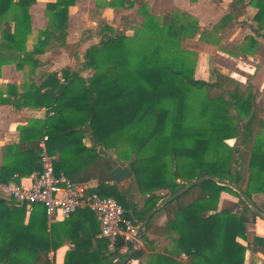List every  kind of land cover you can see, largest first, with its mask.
Returning a JSON list of instances; mask_svg holds the SVG:
<instances>
[{
  "label": "trees",
  "instance_id": "obj_1",
  "mask_svg": "<svg viewBox=\"0 0 264 264\" xmlns=\"http://www.w3.org/2000/svg\"><path fill=\"white\" fill-rule=\"evenodd\" d=\"M74 1L47 3V26L38 32L33 48L25 50L31 32L29 6L35 0H0V49H7L0 51V66L13 62L21 69L27 63L34 73L41 64L34 55L44 52L51 39L64 44L68 7ZM108 4L129 8L133 1ZM235 4H242L240 13L245 6L252 7L250 19L264 26V0ZM138 13L142 21L131 35L125 26L99 20L94 30L99 41L81 52L75 69H62L63 82L56 72H43L31 74L21 94L9 86V97L2 103L16 109L43 107L46 112L44 118L18 126L19 142L3 147L0 181L14 173L22 177L40 170L37 138L45 134L55 171L77 183L95 179L96 185L87 192L114 197L124 216L138 224L160 200L208 176L148 217L139 236L144 249L138 248L125 264L145 254L144 264H184L176 260L182 254L188 257L185 264H254L244 261L247 247L237 239L246 238V223L256 214L237 191L215 179L234 184L249 199L264 192V117L257 114L262 100H256L249 81L242 85L218 71L212 80L194 77L195 61L183 44L199 30L195 18L184 13L156 15L145 3ZM91 35L84 31L79 45ZM244 40L238 50L245 55L261 45L251 35ZM231 139L232 144L226 142ZM111 149L116 159L106 153ZM118 161L131 170L122 185L112 183L108 174ZM222 192L237 198L239 213L219 207ZM252 204L264 215V207ZM26 210L0 196L2 264H53L49 252L65 242L71 247L63 264H117L133 248L123 244L126 249L120 253V239L111 248L107 240L95 237L99 223L87 207L48 228L40 204H34L28 215ZM161 213L167 221L159 228L154 219ZM73 219L94 223L69 226ZM58 223L63 230L55 229ZM154 229L170 239V248L163 253L151 246L148 235ZM254 244L263 250L264 239L254 237Z\"/></svg>",
  "mask_w": 264,
  "mask_h": 264
},
{
  "label": "crops",
  "instance_id": "obj_2",
  "mask_svg": "<svg viewBox=\"0 0 264 264\" xmlns=\"http://www.w3.org/2000/svg\"><path fill=\"white\" fill-rule=\"evenodd\" d=\"M54 1L55 0H35V2L31 4V6H29L31 32L27 35L25 42V50H31L33 46L37 43L39 36L38 32L44 29L48 23V19L45 14L46 4L52 3ZM110 1L111 0H75L74 4L68 7V20H67V29H66L67 34L65 37L64 44L59 45L55 40L51 39L48 45L45 47L44 52L34 55V57L41 62V64L34 69V73L32 71L30 64L27 63L24 64L23 68L21 69H17L13 62H8L0 66V165L2 163L3 147L9 144H15L19 142L20 136H19L18 126L25 125L31 120L42 119L45 117V112H46V109L43 107L35 108L31 106H22L20 109H16L10 103H6V102L2 103L1 102L2 99L9 97V92H11V88L9 86H14L16 88L15 92L17 94H21L24 91V86L29 82V76L31 74L38 76L43 72L45 73L56 72L57 79H59V75H61V71L63 68L69 67L75 69L77 67L78 59L81 58V52L84 51V49L88 45L99 41V38L94 34V30L97 26V22L99 20H105L111 26L117 27L122 25V27L125 26V29H128V27H130V19L129 17L128 19H126L125 16L123 19L122 18L123 14H127L129 11L133 10V7H136L135 10L137 11L140 6L139 5L140 2L147 4V6L149 7L152 6L153 2L161 3V4L172 2L178 7L185 9L184 6L180 5L178 0H132L133 6L129 8L112 7L108 4V2ZM187 1L195 2L191 0H187ZM211 1L218 5L221 4V0H219L218 2H214L213 0ZM235 2L236 0H232V3L226 8L230 9V11L233 12L232 10L233 8L231 9L230 7L239 6L240 8L242 6V4L237 5L235 4ZM183 3L185 4V2ZM249 8L250 6H245V10ZM237 13L238 15L236 16H240L239 18H241V15L243 13L240 12ZM117 14H122V15L119 17L118 23L115 24V19ZM87 30L92 31V35L90 37H87L79 45L81 35L83 34L84 31ZM125 33L127 34V32ZM0 41H1V32H0ZM0 51L5 53L7 52V49L3 48L0 49ZM196 78L205 79L204 77H198V76ZM12 92L14 93L13 90ZM11 98L14 99L13 96H11ZM260 98L263 103V109L258 110L257 114L261 117H264V115L261 114V112L264 111V98L263 97ZM42 136L37 138V143ZM84 143L87 146L90 145L87 139L84 140ZM119 163L120 162L118 161L117 164ZM32 173L22 177H19L14 173L7 181H9L13 175H16L17 176L15 179L16 181L28 185L30 182L29 177ZM126 180L127 179H125L124 181H122L120 184L117 185H122ZM85 183H87V185H89L90 187H94L96 185V180L91 179ZM223 193L229 194L227 192H222L220 194V199L218 202L219 207L228 208L232 212L239 213L241 209V205L237 202L238 201L237 198L229 194L232 198L235 199V201H232L231 199H226ZM250 200L251 202H254L257 205L264 207V192L253 193ZM26 213L28 215L29 211L26 210ZM261 215L262 216L256 215L254 218H249L248 222L246 223V238L237 239L241 243L245 244L247 247L244 254V261L246 263L264 264V247L263 250H260L259 245L257 244L253 245L254 237L264 239V217H263L264 215L263 213H261ZM63 220L48 221L46 218L47 228L51 224L56 222H61ZM166 221H167V215L165 213H161L154 219V225L160 228L165 224ZM91 222L94 223V221H91L90 219L88 220L73 219L72 223H70L69 226H71L73 223H75L76 226L82 223H85L86 225H90ZM59 224L61 223L55 225V229L58 228V231L63 230L61 227H59ZM154 230L155 231H151V233H149L148 235L149 239L152 241L151 246L154 247L157 252L163 253V251L166 248L168 249L170 248V239L169 237L167 238L163 232L159 231V229H154ZM95 237L99 238L98 233L95 235ZM70 247L71 244L65 242L61 246H59L55 251L49 252L48 257L51 259L53 264H63L64 255ZM138 248L144 249L143 244L141 242ZM125 249L126 246L123 245L119 249V252L123 253ZM145 252L151 253L150 250H145ZM146 258H147L146 254L142 255L137 259H132L130 261V264H144ZM176 260L185 264L188 260V257L182 254L176 257Z\"/></svg>",
  "mask_w": 264,
  "mask_h": 264
},
{
  "label": "rangeland",
  "instance_id": "obj_3",
  "mask_svg": "<svg viewBox=\"0 0 264 264\" xmlns=\"http://www.w3.org/2000/svg\"><path fill=\"white\" fill-rule=\"evenodd\" d=\"M178 1L185 9L172 2L164 4L153 2L152 6H148V10L156 15L180 13L182 16L184 13L197 20L199 30L192 40L186 39L183 44L190 57L195 61L194 77L212 80L213 73L218 71L238 80L242 85H245L246 81L251 82L254 85L252 90L256 93V100H261L260 97L264 98V26L258 27L257 23L250 19L254 9L250 7L239 18L240 16H236L239 6L230 7L231 9L236 8L233 12L226 8L232 3V0H221L220 5L211 0ZM142 3L140 2L139 5ZM135 8L133 7V10L123 14V17L130 19V27L125 29L127 35H131L133 27L138 26L142 21V16ZM229 13L235 17L227 19L226 15ZM121 15H116L115 24L118 23ZM248 35L253 36L261 45L257 51L245 55L238 50V47L245 42L244 38ZM261 114L264 115V111ZM226 142L232 144L234 140ZM106 153L108 156L116 157L113 149ZM223 195L226 199L235 201L229 194L223 193Z\"/></svg>",
  "mask_w": 264,
  "mask_h": 264
},
{
  "label": "built area",
  "instance_id": "obj_4",
  "mask_svg": "<svg viewBox=\"0 0 264 264\" xmlns=\"http://www.w3.org/2000/svg\"><path fill=\"white\" fill-rule=\"evenodd\" d=\"M59 80L64 81L61 75ZM46 141L45 134L38 141L40 170L30 175L29 184L16 181L13 175L9 181L0 182V195L11 205H25L27 210L40 204L48 221L67 219L78 208L87 207L99 223L98 237L107 240L111 248L118 239L138 248V224L124 216L121 204L112 196L88 193L87 183L73 182L63 172L55 171Z\"/></svg>",
  "mask_w": 264,
  "mask_h": 264
},
{
  "label": "water",
  "instance_id": "obj_5",
  "mask_svg": "<svg viewBox=\"0 0 264 264\" xmlns=\"http://www.w3.org/2000/svg\"><path fill=\"white\" fill-rule=\"evenodd\" d=\"M109 177L112 181V183L114 184H120L122 181H124L125 179H127L130 175H131V170L129 168L128 165L124 164H117L112 166L109 171H108ZM208 176H204L195 180L190 181L189 183H187L182 189H180L179 191H177L176 193L165 197L164 199H162L159 203H157L146 215L145 219L139 223L138 225V229H137V234L136 236L139 237L144 229V225L146 220L148 219V217L155 211L157 210L160 206H162L166 201L170 200L171 198L177 196L179 193L183 192L184 190H186L187 188H189L190 186H192L193 184H195L198 181H201L205 178H207ZM213 178V177H212ZM217 183L219 184H223V185H228L231 188H233L235 191H237L240 195V197L244 200V202L254 211V213L258 216H262L261 213L255 208V206L252 204L251 200L234 184L229 183L225 180L222 179H215ZM264 217V216H263ZM121 245H123V241L120 242ZM137 247H133L131 249V251L124 257L122 258L117 264H125L130 258L131 255L137 250Z\"/></svg>",
  "mask_w": 264,
  "mask_h": 264
}]
</instances>
